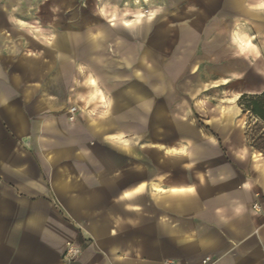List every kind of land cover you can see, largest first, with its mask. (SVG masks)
<instances>
[{
  "label": "crops",
  "instance_id": "0c3cea01",
  "mask_svg": "<svg viewBox=\"0 0 264 264\" xmlns=\"http://www.w3.org/2000/svg\"><path fill=\"white\" fill-rule=\"evenodd\" d=\"M194 4L125 34L0 0V264H264V122L239 106L264 93V0ZM220 81L249 85L199 124L183 102Z\"/></svg>",
  "mask_w": 264,
  "mask_h": 264
},
{
  "label": "rangeland",
  "instance_id": "374dc122",
  "mask_svg": "<svg viewBox=\"0 0 264 264\" xmlns=\"http://www.w3.org/2000/svg\"><path fill=\"white\" fill-rule=\"evenodd\" d=\"M10 2L12 13L18 15H27L37 25L41 21H36L35 15L58 16L60 19L73 18L76 28L88 27L92 29L112 28L123 30L125 34H130L132 28H125L122 23L127 20H133L136 16L146 17L142 24L162 23L165 27L171 26L177 29L184 23V17L187 14L193 16L196 12L195 0H184L182 3L171 4L170 0H6ZM181 14L182 17H178ZM148 16H154L153 20H148ZM115 18V21H111ZM182 18V19H181ZM72 23V22H71ZM114 23L115 26H111ZM138 27V26H137ZM127 38H130L129 36ZM174 40V38H173ZM256 43L258 39L255 38ZM205 80V75H204ZM249 84L236 82L229 86L219 84H208L199 86V96L202 100L184 101L189 104L193 112L194 120L199 124L205 125L208 119H211L219 113H225L229 107L234 105L232 101L236 93H240ZM182 103V102H181ZM231 109V108H230ZM229 109V110H230ZM251 137L257 144L264 147V128H253Z\"/></svg>",
  "mask_w": 264,
  "mask_h": 264
},
{
  "label": "trees",
  "instance_id": "16d2710c",
  "mask_svg": "<svg viewBox=\"0 0 264 264\" xmlns=\"http://www.w3.org/2000/svg\"><path fill=\"white\" fill-rule=\"evenodd\" d=\"M239 106L244 114H250L256 119L264 122V93L255 96L243 95L239 100ZM252 141L256 149L264 152V147L257 144L256 140L253 138Z\"/></svg>",
  "mask_w": 264,
  "mask_h": 264
},
{
  "label": "built area",
  "instance_id": "2783aa9c",
  "mask_svg": "<svg viewBox=\"0 0 264 264\" xmlns=\"http://www.w3.org/2000/svg\"><path fill=\"white\" fill-rule=\"evenodd\" d=\"M75 112H76V108H72L70 110V117H69V119H70L71 122H74L75 121V118H76L75 117ZM254 209H256V210L259 209V206L258 205H255L254 206ZM78 254H79V250L77 248L70 247L68 249L67 254H66V259L68 261H72L73 259H75L78 256Z\"/></svg>",
  "mask_w": 264,
  "mask_h": 264
}]
</instances>
